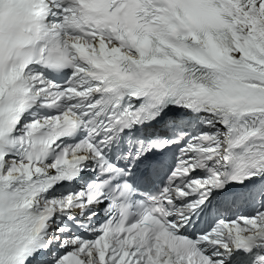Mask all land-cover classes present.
Instances as JSON below:
<instances>
[{
    "label": "snow or ice",
    "instance_id": "obj_1",
    "mask_svg": "<svg viewBox=\"0 0 264 264\" xmlns=\"http://www.w3.org/2000/svg\"><path fill=\"white\" fill-rule=\"evenodd\" d=\"M0 264H264V0H0Z\"/></svg>",
    "mask_w": 264,
    "mask_h": 264
}]
</instances>
